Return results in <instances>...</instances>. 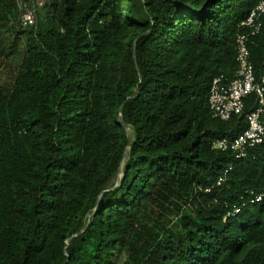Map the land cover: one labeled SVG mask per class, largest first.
I'll return each instance as SVG.
<instances>
[{
	"label": "trees",
	"instance_id": "16d2710c",
	"mask_svg": "<svg viewBox=\"0 0 264 264\" xmlns=\"http://www.w3.org/2000/svg\"><path fill=\"white\" fill-rule=\"evenodd\" d=\"M259 1L48 0L25 27L0 0V264H264V143L212 147L255 96L208 104ZM249 51L264 76V14Z\"/></svg>",
	"mask_w": 264,
	"mask_h": 264
},
{
	"label": "built area",
	"instance_id": "2783aa9c",
	"mask_svg": "<svg viewBox=\"0 0 264 264\" xmlns=\"http://www.w3.org/2000/svg\"><path fill=\"white\" fill-rule=\"evenodd\" d=\"M48 0H16L18 20L25 27H36L38 10ZM264 14V0H260L251 8L246 19L240 26L242 31L237 34L236 61L237 68L233 77L215 76L210 84L208 104L213 117L228 120L234 115H240L244 110L245 99L254 94L253 109L246 114V128L232 139L227 137L215 139L212 147L232 151L235 159L246 157L249 150L264 143V76L256 77L250 60L249 43L251 37L261 29V17ZM232 169L230 164L225 174ZM224 176H220L213 187L220 185ZM212 187L205 189L210 191ZM264 200V192L255 194L251 203ZM239 206H233L226 216L239 212Z\"/></svg>",
	"mask_w": 264,
	"mask_h": 264
},
{
	"label": "rangeland",
	"instance_id": "374dc122",
	"mask_svg": "<svg viewBox=\"0 0 264 264\" xmlns=\"http://www.w3.org/2000/svg\"><path fill=\"white\" fill-rule=\"evenodd\" d=\"M43 12V8H40L38 13H39V16H41L40 14H42ZM21 44H20V47H19V50L21 51ZM20 53H18L19 55ZM19 62V56L17 57H10L9 59H7L5 61L4 64L0 63V80L2 82H6L10 79H12L14 73H15V67L17 65V63ZM128 131V134L131 133L130 129H127Z\"/></svg>",
	"mask_w": 264,
	"mask_h": 264
},
{
	"label": "water",
	"instance_id": "95a60500",
	"mask_svg": "<svg viewBox=\"0 0 264 264\" xmlns=\"http://www.w3.org/2000/svg\"><path fill=\"white\" fill-rule=\"evenodd\" d=\"M120 171H121V170H120V168H119V171H118V177L122 175V171H121V172H120ZM120 173H121V174H120ZM118 182H119V181H116L115 184H114V186L117 185Z\"/></svg>",
	"mask_w": 264,
	"mask_h": 264
},
{
	"label": "bare ground",
	"instance_id": "6f19581e",
	"mask_svg": "<svg viewBox=\"0 0 264 264\" xmlns=\"http://www.w3.org/2000/svg\"><path fill=\"white\" fill-rule=\"evenodd\" d=\"M122 166H123V162H122V164H121V166H120V170H121V171H122ZM121 171H120V172H121ZM120 174H121V173H120ZM119 177H120V176H119Z\"/></svg>",
	"mask_w": 264,
	"mask_h": 264
}]
</instances>
